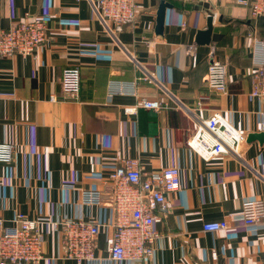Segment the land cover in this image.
<instances>
[{
    "label": "crops",
    "instance_id": "1",
    "mask_svg": "<svg viewBox=\"0 0 264 264\" xmlns=\"http://www.w3.org/2000/svg\"><path fill=\"white\" fill-rule=\"evenodd\" d=\"M160 1L136 0L134 23L112 34L91 0H0L1 27L34 15L48 21L35 56L0 58V141L15 145L13 160L0 162V218L95 220L101 229L90 264H209L213 250L219 264H264V218L247 225L238 216L244 201L264 202V142L246 139L264 132V103L251 95L264 16L234 0H169L163 34H156ZM206 7L215 12L213 31L210 44L200 45L195 37L207 26ZM212 47L227 65L225 93L205 82ZM72 65L81 72L78 100L63 99L60 82ZM117 81L134 82L136 93L108 96ZM202 95L207 99L197 108ZM142 97L166 107L124 111ZM215 111L245 135L240 156L206 160L188 147L197 125ZM125 157L140 159L149 172L178 166L181 173V187L167 193L155 223V251L141 263L111 260L107 248L115 231L108 177ZM84 190L100 191L103 202L87 204ZM220 219L230 227L203 230L205 221ZM44 253L32 264H89L63 257L58 230L47 232Z\"/></svg>",
    "mask_w": 264,
    "mask_h": 264
},
{
    "label": "built area",
    "instance_id": "2",
    "mask_svg": "<svg viewBox=\"0 0 264 264\" xmlns=\"http://www.w3.org/2000/svg\"><path fill=\"white\" fill-rule=\"evenodd\" d=\"M100 19L112 34L132 25L138 13L136 0H91ZM212 1L220 0H182ZM249 7L251 15L264 16V0H234ZM215 16V12H214ZM48 38V21L38 15L24 17L9 27L0 26V58L14 55L35 56L36 49ZM253 52L256 67L251 95L264 103V40L255 38ZM188 53L193 55V50ZM150 75L143 79L152 81ZM63 99L78 100L81 90V72L78 66H67L60 79ZM205 82L216 92L227 91V65L216 57L215 48L209 52ZM128 84V85H127ZM111 82L108 96L114 94H135L136 85ZM50 99L55 101L57 95ZM207 96L197 101L202 108ZM139 107L160 110L166 107L159 99L142 97L135 105L124 108L126 113H136ZM245 135L234 128L220 111H215L207 120L201 121L187 140L188 147L202 158L209 160L219 155L240 156V147ZM15 145L0 141V162L14 158ZM109 180L113 193L111 203L115 211V231L107 238L111 260H132L144 262L155 251L154 243L160 235L155 223L161 221L160 211L166 207L168 192L181 187V173L178 166L164 167L158 171H147L138 158H122L120 164L110 172ZM66 188L74 189L67 184ZM87 204L103 202L102 193L95 190L82 191ZM239 218L244 224H254L264 218V202L260 199L243 202ZM230 227L228 219L211 220L203 223L204 231H220ZM58 230L62 235L63 257L77 262H94L95 241L101 224L82 215H65L54 219L42 216L35 219L23 213L6 221L0 218V264H32L44 258V244L49 230ZM209 264H219L215 250L211 252Z\"/></svg>",
    "mask_w": 264,
    "mask_h": 264
},
{
    "label": "water",
    "instance_id": "3",
    "mask_svg": "<svg viewBox=\"0 0 264 264\" xmlns=\"http://www.w3.org/2000/svg\"><path fill=\"white\" fill-rule=\"evenodd\" d=\"M172 6L173 4L169 0L160 1L156 16V28H155L156 34H163L166 8ZM206 12H207V26L205 29L198 30L195 37V41L200 45L210 44L211 42L214 14L212 9L209 8H207ZM246 139L248 142L252 140H258L260 143H262L264 142V132L262 131V132L249 133Z\"/></svg>",
    "mask_w": 264,
    "mask_h": 264
}]
</instances>
